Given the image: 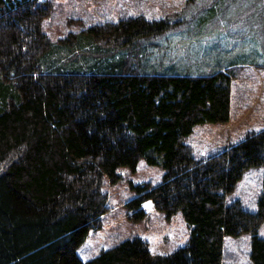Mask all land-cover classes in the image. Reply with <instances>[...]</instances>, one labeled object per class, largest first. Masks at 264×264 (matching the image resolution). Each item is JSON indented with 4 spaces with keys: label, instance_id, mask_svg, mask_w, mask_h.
Returning <instances> with one entry per match:
<instances>
[{
    "label": "trees",
    "instance_id": "1",
    "mask_svg": "<svg viewBox=\"0 0 264 264\" xmlns=\"http://www.w3.org/2000/svg\"><path fill=\"white\" fill-rule=\"evenodd\" d=\"M53 9L0 0V264H222L225 237L247 233L252 264H264V182L256 212L226 203L248 169L264 167V129L198 159L187 144L195 127L229 122L231 74L143 71L168 19L107 22L54 45L43 31ZM142 160L165 173L138 185L130 207L181 213L188 243L156 255L128 239L81 259L109 210L105 178Z\"/></svg>",
    "mask_w": 264,
    "mask_h": 264
},
{
    "label": "rangeland",
    "instance_id": "2",
    "mask_svg": "<svg viewBox=\"0 0 264 264\" xmlns=\"http://www.w3.org/2000/svg\"><path fill=\"white\" fill-rule=\"evenodd\" d=\"M51 1L54 9L44 20L43 31L54 45L61 43L60 39H77L87 29L107 22L138 16L149 21L168 19L174 24L170 31L150 39L159 48L158 60L144 64L143 71L152 67L156 71L163 65L191 75L219 70L231 74L230 120L223 125L195 127L187 144L196 159L264 129V0ZM229 138L234 142L227 144ZM164 173L162 167L142 160L135 168L117 169L119 178L114 182L105 178L109 210L101 219V227L92 229L78 249L81 259L89 260L128 239H143L156 255L172 253L188 243L189 227L181 213L168 219L152 202L147 201L141 208L129 205L137 197L138 185L150 182L156 186ZM263 182V166L248 169L226 197V203L238 201L248 212H256ZM258 235L264 238V223ZM252 237L251 233L226 236L222 264H252Z\"/></svg>",
    "mask_w": 264,
    "mask_h": 264
},
{
    "label": "crops",
    "instance_id": "3",
    "mask_svg": "<svg viewBox=\"0 0 264 264\" xmlns=\"http://www.w3.org/2000/svg\"><path fill=\"white\" fill-rule=\"evenodd\" d=\"M174 73H177V72L174 71ZM239 141H240V140H239ZM232 142H234V140H232L231 138H229L227 144H230V143H232ZM235 143H236V142H235ZM221 147H222V148H221L220 150H217V151L213 152L211 155L218 154L219 152H221V151L224 149L225 146H221ZM204 155H205V154H202L201 157H203ZM207 155H209V154H207Z\"/></svg>",
    "mask_w": 264,
    "mask_h": 264
},
{
    "label": "bare ground",
    "instance_id": "4",
    "mask_svg": "<svg viewBox=\"0 0 264 264\" xmlns=\"http://www.w3.org/2000/svg\"><path fill=\"white\" fill-rule=\"evenodd\" d=\"M170 69V68H169Z\"/></svg>",
    "mask_w": 264,
    "mask_h": 264
}]
</instances>
